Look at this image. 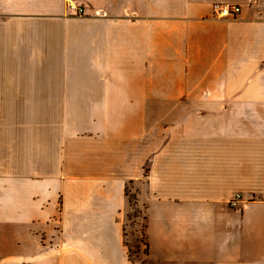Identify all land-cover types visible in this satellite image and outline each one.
<instances>
[{"label": "crops", "instance_id": "obj_1", "mask_svg": "<svg viewBox=\"0 0 264 264\" xmlns=\"http://www.w3.org/2000/svg\"><path fill=\"white\" fill-rule=\"evenodd\" d=\"M77 1L0 0V264H133L142 179L136 264H264V0Z\"/></svg>", "mask_w": 264, "mask_h": 264}, {"label": "rangeland", "instance_id": "obj_2", "mask_svg": "<svg viewBox=\"0 0 264 264\" xmlns=\"http://www.w3.org/2000/svg\"><path fill=\"white\" fill-rule=\"evenodd\" d=\"M146 179L129 184V202L123 225L126 243L130 246V256L133 264H136L135 253L147 251L144 235L146 225L145 206L147 200Z\"/></svg>", "mask_w": 264, "mask_h": 264}, {"label": "built area", "instance_id": "obj_3", "mask_svg": "<svg viewBox=\"0 0 264 264\" xmlns=\"http://www.w3.org/2000/svg\"><path fill=\"white\" fill-rule=\"evenodd\" d=\"M67 9L74 15H84L86 12L85 5L79 3L77 0H65ZM214 10L219 17H231L236 16L242 10L241 6L235 4H215ZM242 194L237 193L231 199V206H238L242 199Z\"/></svg>", "mask_w": 264, "mask_h": 264}, {"label": "trees", "instance_id": "obj_4", "mask_svg": "<svg viewBox=\"0 0 264 264\" xmlns=\"http://www.w3.org/2000/svg\"><path fill=\"white\" fill-rule=\"evenodd\" d=\"M140 181V180H139ZM139 181H137V182H139ZM134 183V182H133ZM129 188V187H128ZM128 188H127V197L129 198V193H128ZM128 202H129V200H128ZM145 228V227H144Z\"/></svg>", "mask_w": 264, "mask_h": 264}]
</instances>
